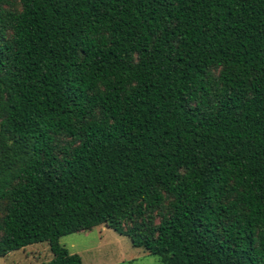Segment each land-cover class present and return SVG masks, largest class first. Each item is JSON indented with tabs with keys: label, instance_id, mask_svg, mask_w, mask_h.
I'll list each match as a JSON object with an SVG mask.
<instances>
[{
	"label": "trees",
	"instance_id": "obj_1",
	"mask_svg": "<svg viewBox=\"0 0 264 264\" xmlns=\"http://www.w3.org/2000/svg\"><path fill=\"white\" fill-rule=\"evenodd\" d=\"M99 226L264 264V0H0V258Z\"/></svg>",
	"mask_w": 264,
	"mask_h": 264
},
{
	"label": "rangeland",
	"instance_id": "obj_2",
	"mask_svg": "<svg viewBox=\"0 0 264 264\" xmlns=\"http://www.w3.org/2000/svg\"><path fill=\"white\" fill-rule=\"evenodd\" d=\"M72 254H78L83 264H164L160 257L149 255L143 248L106 226L79 232L61 239ZM54 259L48 243L28 246L0 258V264H48Z\"/></svg>",
	"mask_w": 264,
	"mask_h": 264
}]
</instances>
